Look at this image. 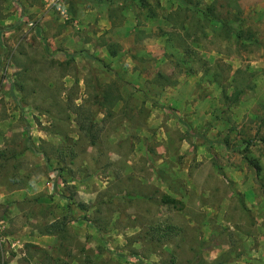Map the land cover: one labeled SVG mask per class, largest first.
I'll return each instance as SVG.
<instances>
[{"label":"rangeland","instance_id":"374dc122","mask_svg":"<svg viewBox=\"0 0 264 264\" xmlns=\"http://www.w3.org/2000/svg\"><path fill=\"white\" fill-rule=\"evenodd\" d=\"M0 264H264V0H0Z\"/></svg>","mask_w":264,"mask_h":264},{"label":"trees","instance_id":"16d2710c","mask_svg":"<svg viewBox=\"0 0 264 264\" xmlns=\"http://www.w3.org/2000/svg\"><path fill=\"white\" fill-rule=\"evenodd\" d=\"M256 169H257V170H259V168H258V167H256Z\"/></svg>","mask_w":264,"mask_h":264}]
</instances>
